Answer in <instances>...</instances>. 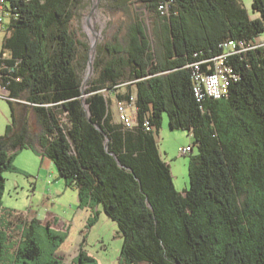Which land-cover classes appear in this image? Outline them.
Listing matches in <instances>:
<instances>
[{
	"label": "trees",
	"instance_id": "16d2710c",
	"mask_svg": "<svg viewBox=\"0 0 264 264\" xmlns=\"http://www.w3.org/2000/svg\"><path fill=\"white\" fill-rule=\"evenodd\" d=\"M82 1L0 0L7 31L0 84L13 116L0 135V197L15 153L31 145L28 124L15 129L14 103L24 102L67 185L118 224V264H264V45L250 47L264 36V0L253 1L254 15L240 0H102L114 15L140 3L153 17L158 48L133 16L123 37L98 46L84 89L88 108L87 50L71 28ZM229 39L249 47L227 58L238 78L225 96L199 99L190 64L223 53ZM112 94L117 106L136 107L131 125L115 118ZM165 113L172 128L189 131V153L199 150L184 191L158 147ZM16 229L0 228V264H60L61 255L44 260L31 237L18 247ZM12 236L16 258L27 257L21 263L1 257ZM85 260L94 257L80 247L70 264Z\"/></svg>",
	"mask_w": 264,
	"mask_h": 264
},
{
	"label": "rangeland",
	"instance_id": "374dc122",
	"mask_svg": "<svg viewBox=\"0 0 264 264\" xmlns=\"http://www.w3.org/2000/svg\"><path fill=\"white\" fill-rule=\"evenodd\" d=\"M240 1L247 11L251 15H254L252 7L254 0ZM103 3L102 0H83L76 8L75 17L72 21L71 28L76 38L85 45H82V49L87 50V61L83 70L84 78L88 73V61L89 56L91 59L93 50L92 43H94L90 33L93 28H90V31L86 28L85 19L94 9L98 10L101 18V21H94V27L99 36L96 54L98 46L112 39L116 33H119L120 36L123 37L127 31V26L135 15H139V17L143 19L147 32L152 38L154 48H158L155 29H153V17L150 12H147L146 9L140 5V3L135 8V12H122L118 15L111 13L110 9ZM6 32V30L0 31V45ZM92 75L93 73L87 78V81ZM107 93L108 92H106V94ZM86 95L87 94H85V96ZM0 100H3L9 109L11 108L10 103L6 99L0 98ZM127 110L129 114L134 115L132 106H128ZM11 119L13 120V116H11ZM29 121L35 132L38 129V123L33 114L29 117ZM157 141L161 156L170 164L177 190L183 191L184 188L188 189L190 187L189 165L192 158L199 152L198 148L194 146V152L186 155L180 154V147L193 143L189 131L172 128L169 124L168 115L165 113L157 134ZM17 152L14 155L16 169L13 171L11 178L8 179L7 171L4 172V177L6 179L4 187L1 190L0 209L4 211L5 218H9L8 215H19L16 222L17 229L15 230L16 232L18 231V247L22 239L24 240L23 247H25L31 237L35 239L41 247L42 258L44 260L54 258L56 255H61V258H59L60 264L70 262L72 255L75 251H78V247H81L86 253L94 257L93 261L85 260L86 264H118L121 256L123 238L120 234L118 224L106 215L103 206L101 205V215L98 216L95 214V216H93L94 218H92V220L96 221V217H98L97 223L93 227H81L80 222L82 215H78L74 210H71L68 201L61 200L60 204L56 206L51 204V201L48 199H44L41 182H39L35 191L36 195H34L33 187L34 183L37 181L36 175L28 174L26 168H22V165H17V156L18 158L22 156L21 154L17 155ZM16 179L20 181L19 186L15 184ZM38 204L44 212L58 209L56 213L60 218L64 217L67 221L66 228H58L56 226L48 227L45 224L42 225L39 222L33 221V216L38 208ZM70 226L72 227V232L65 233ZM24 232L25 236L23 237ZM12 239L13 236L11 241ZM9 240L10 239H8V242H5L6 246L5 249L2 250L1 257L7 256L8 259L12 261L17 260L18 263H21V260L24 258L27 259L25 256L19 259L16 258L15 249H13L15 244L13 241L10 242Z\"/></svg>",
	"mask_w": 264,
	"mask_h": 264
},
{
	"label": "crops",
	"instance_id": "0c3cea01",
	"mask_svg": "<svg viewBox=\"0 0 264 264\" xmlns=\"http://www.w3.org/2000/svg\"><path fill=\"white\" fill-rule=\"evenodd\" d=\"M4 36L3 40L1 41L0 52L3 47ZM111 97L112 112L115 118L119 119V111L117 106L118 100L114 94H112ZM14 107L15 118L17 119L18 123L16 124L15 129L19 130L20 128L21 130H23L22 126L25 127V125L28 124L29 129L31 131V136L28 138V141H30L31 145L20 148L17 152V155L21 154L22 156H20L19 158L17 156L16 160L18 162L17 165H22V168H26V170H28V174L36 175L37 181L34 183L33 187L34 195H36L35 191L39 182H41L43 190L42 194L44 195V199H48L49 201H51V204L56 206L60 204L61 200L68 201L70 209L74 210L76 214L78 213V215H82V219L80 222L81 227H93L97 223L98 217H96V221H93L92 218L93 216H95V214H97L98 216L101 215V204H95L94 202L87 200H80L78 189L67 185V182L63 177H61L55 163L44 153V150L38 139V134L40 133L41 128L34 111L29 105L25 104L24 102L14 103ZM10 109L3 100H0V135L4 134L7 130L8 125L12 123V109ZM31 114L34 115L36 122L38 123V129L35 132L33 131L29 121V117L31 116ZM13 171L14 170L7 171L8 179L11 178ZM15 184L16 186H19L20 181L16 179ZM185 189L186 188H184L183 191ZM57 211L58 209H52L48 210L47 212H44L41 209V206L38 204V208L36 209L33 217L34 219L38 220L39 223L42 225L45 224L48 227L56 226L58 228H66L67 221L64 219V217L60 218L59 215L56 213ZM18 216L19 215H8L9 218H5L4 211L0 209V228L3 229L5 233H14L12 228L16 226ZM71 230L72 227L70 226L68 231H65V233H68ZM78 253L79 249L78 251H75V253L72 255L70 262L66 263L70 264L73 260L77 262Z\"/></svg>",
	"mask_w": 264,
	"mask_h": 264
},
{
	"label": "built area",
	"instance_id": "2783aa9c",
	"mask_svg": "<svg viewBox=\"0 0 264 264\" xmlns=\"http://www.w3.org/2000/svg\"><path fill=\"white\" fill-rule=\"evenodd\" d=\"M164 4L161 5V8L164 9ZM5 20L2 14V6H0V30H3L5 27ZM224 46L223 53L214 56L212 58H207L205 60L195 61L190 64L192 67V78L194 83L195 94L199 99H203L206 96L213 98H221L228 93L230 82L233 79H237L238 75L235 73L233 67L228 64L227 58L236 53H241L245 50L246 45L242 41H237L235 39H229L228 41L222 44ZM264 45V36L261 40L255 43L253 46L256 47ZM211 62H214L211 64ZM208 63L206 70L202 69V64ZM0 98H10L9 91L6 86L0 84ZM128 106H132L133 111H136L134 105H127L122 102L118 103L120 118L123 120L126 125H131L133 118L128 112ZM193 150L192 145L180 147V154L185 155Z\"/></svg>",
	"mask_w": 264,
	"mask_h": 264
},
{
	"label": "bare ground",
	"instance_id": "6f19581e",
	"mask_svg": "<svg viewBox=\"0 0 264 264\" xmlns=\"http://www.w3.org/2000/svg\"><path fill=\"white\" fill-rule=\"evenodd\" d=\"M95 20L101 21L100 14L98 13L97 9H94V11L85 19L86 28L89 29V31H90V28H93L90 31V33H91L93 42L96 43V46L93 47L92 54H91V61H93V62H94L96 50H97V40L99 39L98 33L96 32L95 27H94L95 26L94 25ZM84 88H86V83H85Z\"/></svg>",
	"mask_w": 264,
	"mask_h": 264
},
{
	"label": "water",
	"instance_id": "95a60500",
	"mask_svg": "<svg viewBox=\"0 0 264 264\" xmlns=\"http://www.w3.org/2000/svg\"><path fill=\"white\" fill-rule=\"evenodd\" d=\"M95 46H96V43H92V48ZM93 70H94V62L91 61L90 56H89V61H88V71L89 72L87 73V76L84 78L83 86H82V89H83L82 98H83V102H84L86 108H88V105L86 104V99H85L86 93H84V87H85V83L87 81V78L93 73ZM107 145H108V140H107Z\"/></svg>",
	"mask_w": 264,
	"mask_h": 264
}]
</instances>
